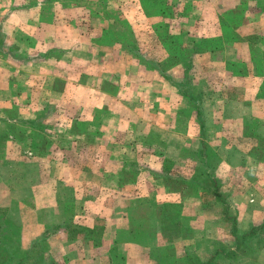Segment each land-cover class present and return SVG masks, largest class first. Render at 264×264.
I'll return each instance as SVG.
<instances>
[{"label": "crops", "instance_id": "obj_1", "mask_svg": "<svg viewBox=\"0 0 264 264\" xmlns=\"http://www.w3.org/2000/svg\"><path fill=\"white\" fill-rule=\"evenodd\" d=\"M263 222L264 0H0L14 264L42 239L44 263L201 264Z\"/></svg>", "mask_w": 264, "mask_h": 264}, {"label": "trees", "instance_id": "obj_2", "mask_svg": "<svg viewBox=\"0 0 264 264\" xmlns=\"http://www.w3.org/2000/svg\"><path fill=\"white\" fill-rule=\"evenodd\" d=\"M146 220H135L133 222V228L131 229L133 234L141 237L144 236L147 227ZM149 225V224H148ZM0 224V232H1ZM162 226V225H161ZM181 226L178 223L174 224V227ZM187 224L182 228H186ZM172 227V225H171ZM185 230V229H182ZM235 234V240L233 246L227 245L222 242L217 243L216 253L213 255L211 260L203 262L201 264H220V262L228 260L232 262H243V264H256L257 252L264 248V222L258 225L250 226L246 231L239 233L237 228H233ZM5 240L0 235V264H14V257L12 256L13 251H16L18 246L15 245L14 241L7 242L8 244L4 247L3 243ZM46 240L42 239L32 245L30 249L21 254L18 258V264H56L53 261L44 263V252H45ZM12 251V252H10ZM237 252L241 255H237ZM234 264V263H230Z\"/></svg>", "mask_w": 264, "mask_h": 264}]
</instances>
